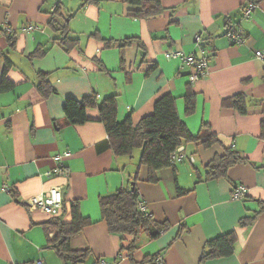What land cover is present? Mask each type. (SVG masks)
<instances>
[{
  "label": "crops",
  "instance_id": "crops-1",
  "mask_svg": "<svg viewBox=\"0 0 264 264\" xmlns=\"http://www.w3.org/2000/svg\"><path fill=\"white\" fill-rule=\"evenodd\" d=\"M161 3L163 14L136 19L128 15L130 7L122 0H0V26L15 32L0 33V84L5 58L13 63L7 77L15 84L0 93V264H66L50 243L54 233L47 236L50 216L27 204L53 187H61L68 208L79 202L81 215L91 220L70 240L71 250L88 254L78 264H156L144 261L159 254L164 264H200L205 243L233 230L235 253L205 264H264V212L251 226H238L243 217L255 215L260 210L258 200H264L260 106L264 59L256 57L257 51L264 52V0L256 3L249 17L243 15L248 0ZM56 4L60 12L53 15ZM58 25L79 38L82 52L77 48L66 53L53 42L61 34L54 30ZM28 26L34 31L22 33ZM229 28H235L243 42H233L226 34ZM95 34L106 40L140 38L145 49L137 44L128 47L122 67L119 48L104 49ZM196 36L201 38L199 44ZM41 48L47 55L31 61L29 56ZM174 51L206 56L207 75L191 83V68L165 58L166 52ZM40 73L49 75L57 92L47 99L37 90ZM189 90L197 94V108L186 116L184 97ZM93 93L99 103L117 95L118 120L131 117L134 124L153 112L161 94L172 93L179 116L193 135L206 122L224 147L233 148L251 164L232 167L227 178L197 184L198 176L205 178L208 164L225 151L221 144L204 148L202 142L191 143L184 147L182 162L160 171L158 182H150L148 167L138 166L140 153L129 161L110 149L99 151L98 145L108 138L102 123L66 122L65 100H82ZM238 93L250 98L245 116L222 104ZM63 153L69 156L58 160ZM60 163L64 175L47 176ZM137 176L146 211L169 228L154 241L141 235L131 258L122 253L125 256L116 260L121 240L109 233L100 199L128 187ZM238 186L248 190L244 199H233ZM179 189L187 192L179 194ZM70 218L66 214L65 221Z\"/></svg>",
  "mask_w": 264,
  "mask_h": 264
},
{
  "label": "trees",
  "instance_id": "trees-1",
  "mask_svg": "<svg viewBox=\"0 0 264 264\" xmlns=\"http://www.w3.org/2000/svg\"><path fill=\"white\" fill-rule=\"evenodd\" d=\"M122 1L130 7L128 15L136 19H149L166 11L161 0ZM248 1L258 3L261 0ZM57 12H60V5L58 4L55 5L53 15ZM52 24H55L54 18L52 19ZM54 30L61 32V34L55 37L53 42L62 46L66 53H70L77 48L82 52L79 46V38L73 36L68 29L64 30L62 26L58 25L54 27ZM232 31L238 33L235 28H229L226 33L227 36ZM14 35L16 36V34ZM94 37L99 36L95 34ZM100 40L104 44V49L119 48L122 67L125 66L124 52L128 47L137 44L140 49H145L140 38H126L123 40L100 38ZM46 55V50L42 48L36 49L29 56V59L31 61L42 59ZM94 60L98 63L97 58ZM5 61L0 93L10 91L15 87L14 82L7 77L13 63L9 60L7 61L6 58ZM98 64L100 69L107 71L101 61ZM155 68L156 65L153 64L151 69L154 70ZM38 76L40 81L37 84V90L43 99H47L57 93L48 74L40 73ZM97 98L96 93L88 95L82 100L67 98L64 106L66 122L72 126L82 125L90 121L102 123L108 138L98 145L99 151L110 149L117 157L127 156L132 158L134 151L136 149L140 150L138 166L148 167V181L150 182H158V173L160 171L176 166V164H172L171 156L181 147L197 142H202L204 148H209L214 144L223 146L221 140L211 132L210 125L206 122L202 123L197 135H193L190 132L188 126L179 116L177 98L172 93L161 94L154 102L153 112L142 118L138 124H134L131 117H127L124 121L118 120L119 101L117 95L105 97L100 103ZM196 98L197 94L192 90H189L185 95L186 116H191L196 112ZM222 104L223 107L235 110L240 115L245 116L250 109V98L245 93H238L231 98L224 99ZM260 104L264 112V99ZM94 111L97 112V117L91 116V112ZM261 136L264 138V122L261 127ZM223 148L225 151L224 155L216 157L206 167L205 178L203 179L197 174V184L227 178L228 171L232 167L242 163L251 164L248 158H245L233 148L224 146ZM62 167L65 169L64 166ZM137 180L138 176L134 179V188L129 184L128 187L120 188L114 194L100 199L101 215L107 224L109 233L119 236L121 240V250L115 258L116 260L119 256L124 257L125 255V258H131V255L138 249L137 243L141 235H145L149 240L154 241L169 228L168 223L157 222L146 209L144 211L140 208L139 205L143 201L137 187ZM179 191V194L187 192L182 189H179ZM258 204L260 210L253 216L243 217L238 222L239 227L251 226L256 217L264 212V200H258ZM70 206V208L67 207L63 198V206L60 213L55 216L49 215L51 220H49L45 228L47 236L54 233L52 239L50 238V243L56 254L66 264L72 262L78 264L81 261H85L88 258V254L71 250L70 240L73 236L82 232L85 227L89 226L91 220L81 215L79 202L75 201ZM66 214L71 216L69 221H65ZM178 237H180V233ZM236 243L237 233L235 230L207 241L201 255L200 264L232 256L235 253ZM122 253H125V255L123 256ZM160 255L147 257L144 262L152 263L157 258H162Z\"/></svg>",
  "mask_w": 264,
  "mask_h": 264
},
{
  "label": "built area",
  "instance_id": "built-area-1",
  "mask_svg": "<svg viewBox=\"0 0 264 264\" xmlns=\"http://www.w3.org/2000/svg\"><path fill=\"white\" fill-rule=\"evenodd\" d=\"M256 3H250L249 6L244 10L243 15L245 17H249L251 15V12L255 8ZM55 8V7H54ZM54 10V9H53ZM2 31L7 32L8 34L15 33L14 31L4 28L0 26V33ZM34 31V28L32 26L25 27L21 30L22 33H30ZM233 42L235 43H241L243 42V39L240 38L239 34L235 31L229 32L228 36ZM196 42L199 44L201 41V38L199 36L195 37ZM256 57L259 59H264V52L263 51H257ZM165 58L168 60H180L183 65L191 68L192 73L189 75V80L191 83L197 82L199 79L207 75L208 73V60L206 56H203L201 58H197L194 55L186 54L184 51H174V52H166ZM64 156H69V153H63V155H58L56 158L60 161H62ZM186 158L185 155V148L181 147L175 152L172 156V164H178L182 162ZM193 160V159H192ZM61 163L59 166L47 173V176L54 177V176H62L64 175V169L62 167ZM7 190V189H5ZM248 194V190L244 186H238L233 191V199L240 200L244 199ZM28 206L32 209H39L45 212L46 214L50 216L58 215L62 209L63 206V193L61 190V187H53L51 189H48L46 191H43L37 196H34L30 198L27 201ZM140 208L145 211L144 203H140ZM37 264H42V261H38ZM107 264V263H103ZM156 264H164V261L162 258H158L156 260Z\"/></svg>",
  "mask_w": 264,
  "mask_h": 264
},
{
  "label": "rangeland",
  "instance_id": "rangeland-1",
  "mask_svg": "<svg viewBox=\"0 0 264 264\" xmlns=\"http://www.w3.org/2000/svg\"><path fill=\"white\" fill-rule=\"evenodd\" d=\"M134 152H135V153H140V150L136 149ZM138 156H139V154H136L135 159H136ZM122 157H126L129 161H131V158H130V157H127V156H122ZM130 183H131V182H130ZM133 183H134V182H132L131 185H132ZM128 186H129V185H128Z\"/></svg>",
  "mask_w": 264,
  "mask_h": 264
},
{
  "label": "water",
  "instance_id": "water-1",
  "mask_svg": "<svg viewBox=\"0 0 264 264\" xmlns=\"http://www.w3.org/2000/svg\"><path fill=\"white\" fill-rule=\"evenodd\" d=\"M134 186H135V183L132 184V187H133V188H134Z\"/></svg>",
  "mask_w": 264,
  "mask_h": 264
}]
</instances>
